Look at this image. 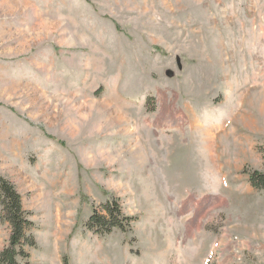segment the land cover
<instances>
[{
  "label": "rangeland",
  "instance_id": "rangeland-1",
  "mask_svg": "<svg viewBox=\"0 0 264 264\" xmlns=\"http://www.w3.org/2000/svg\"><path fill=\"white\" fill-rule=\"evenodd\" d=\"M255 172L264 0H0V179L36 242L20 264H264ZM113 201L131 225L90 230Z\"/></svg>",
  "mask_w": 264,
  "mask_h": 264
},
{
  "label": "trees",
  "instance_id": "trees-1",
  "mask_svg": "<svg viewBox=\"0 0 264 264\" xmlns=\"http://www.w3.org/2000/svg\"><path fill=\"white\" fill-rule=\"evenodd\" d=\"M250 183L256 189H264V172H255L250 177ZM0 203L2 206V222L11 227L9 245L0 253V264H20L18 257L27 258L25 247H35L36 242L30 235L34 224L30 220L22 204V197L16 188L0 179ZM103 213H94L88 228L97 234L105 235L114 229L125 230L131 225V220L123 215L120 205L113 201L103 206Z\"/></svg>",
  "mask_w": 264,
  "mask_h": 264
},
{
  "label": "bare ground",
  "instance_id": "bare-ground-1",
  "mask_svg": "<svg viewBox=\"0 0 264 264\" xmlns=\"http://www.w3.org/2000/svg\"><path fill=\"white\" fill-rule=\"evenodd\" d=\"M207 135H208L210 138L213 137L212 132L207 133Z\"/></svg>",
  "mask_w": 264,
  "mask_h": 264
}]
</instances>
